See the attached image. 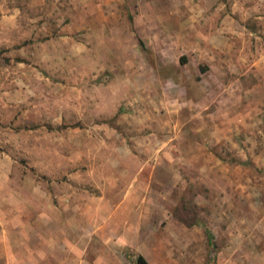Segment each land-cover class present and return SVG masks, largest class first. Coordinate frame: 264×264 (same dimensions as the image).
<instances>
[{
    "label": "crops",
    "instance_id": "1",
    "mask_svg": "<svg viewBox=\"0 0 264 264\" xmlns=\"http://www.w3.org/2000/svg\"><path fill=\"white\" fill-rule=\"evenodd\" d=\"M119 1L57 0L58 10L70 19L57 34H95L98 18V34L113 36L119 27L121 51L115 55L123 59L125 73L154 78L149 90L176 93L164 108L170 130L85 132L92 155L84 158L89 162L85 179L76 169L75 143L68 155L60 146L50 153L35 141L44 132H21L28 140L23 168L11 148L0 146V264H126V250L140 246L142 222L148 226L155 205L165 206L162 218L174 217L151 194L158 192V180L174 187L172 171L183 167L173 157H184L191 167L200 158L196 151L185 154V148H206L221 159L212 149L235 139L237 131L247 136L258 120L252 119L251 107L264 106V0H130L131 22ZM28 26H6L10 35L6 32L4 40L41 42L44 27L29 32ZM14 29L20 39H13ZM76 50L75 57L92 51L88 45ZM6 135L12 134L0 132ZM92 142L99 148H89ZM46 152L56 166L51 171L59 172L48 179ZM162 167L169 168L164 176L157 171Z\"/></svg>",
    "mask_w": 264,
    "mask_h": 264
},
{
    "label": "rangeland",
    "instance_id": "2",
    "mask_svg": "<svg viewBox=\"0 0 264 264\" xmlns=\"http://www.w3.org/2000/svg\"><path fill=\"white\" fill-rule=\"evenodd\" d=\"M128 3L130 0H120L118 5L131 22ZM100 21L94 20L95 34L72 38L57 34L60 26L70 22L58 10L57 0H0V132L12 134L1 136L0 146L12 149L13 157L21 161L20 168L25 167L23 147L28 141L21 137L24 131L44 132L35 141L50 153L60 146L68 155L69 144L75 143L76 169L85 179L82 174L89 162L84 160L92 157L85 132L103 128L133 134L170 130L164 108L176 93L149 90L154 78L126 74L123 59L115 55L121 51L117 43L120 29L116 26L109 37L98 34ZM18 22L32 25L27 27L29 32L35 25L44 27L41 42L30 37L24 43L6 42V32L10 35L6 26ZM18 30H13V39H20ZM77 45H88L90 56L75 57ZM132 84L138 89H125ZM207 107L202 106L210 109ZM251 109L252 119H258L252 121V132L246 136L247 132L237 131L235 139L212 149L227 164L206 148H185V154L196 151L200 158L191 167L184 157H173L183 167L172 171L174 187L158 180V192L151 194L166 203L174 217L162 218L165 206L155 205L148 226L142 222L140 246L126 250V264H135L139 254L149 264H264V106ZM104 119L108 121L103 125ZM70 132L75 134L71 138ZM99 146L92 142L89 148ZM48 152L45 179L59 173L51 171L56 166ZM161 169L157 170L160 176L169 170ZM206 227L212 232V243Z\"/></svg>",
    "mask_w": 264,
    "mask_h": 264
},
{
    "label": "trees",
    "instance_id": "3",
    "mask_svg": "<svg viewBox=\"0 0 264 264\" xmlns=\"http://www.w3.org/2000/svg\"><path fill=\"white\" fill-rule=\"evenodd\" d=\"M141 44H142V46H144L143 43H141ZM205 231H206V234H207V236H208V238H209V241L212 243V240H213L212 232H211L210 229L207 228V227L205 228ZM135 264H149V263H148V261L145 259L144 256L139 255V256L137 257V261H136Z\"/></svg>",
    "mask_w": 264,
    "mask_h": 264
}]
</instances>
